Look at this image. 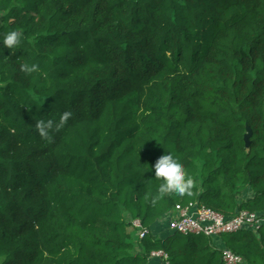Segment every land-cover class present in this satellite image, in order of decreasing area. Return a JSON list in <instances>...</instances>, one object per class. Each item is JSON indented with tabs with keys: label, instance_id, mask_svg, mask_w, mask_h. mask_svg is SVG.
<instances>
[{
	"label": "trees",
	"instance_id": "1",
	"mask_svg": "<svg viewBox=\"0 0 264 264\" xmlns=\"http://www.w3.org/2000/svg\"><path fill=\"white\" fill-rule=\"evenodd\" d=\"M0 19V264H264V229L161 224L194 202L264 215V0H0ZM166 154L190 195L159 196Z\"/></svg>",
	"mask_w": 264,
	"mask_h": 264
},
{
	"label": "built area",
	"instance_id": "2",
	"mask_svg": "<svg viewBox=\"0 0 264 264\" xmlns=\"http://www.w3.org/2000/svg\"><path fill=\"white\" fill-rule=\"evenodd\" d=\"M131 224L140 241L151 234L141 220H134ZM161 224L167 225L171 234L219 239L228 234L244 231L258 233L264 229V215L242 211L233 218L227 219L224 215L194 202L188 205H177L165 216ZM222 258L225 264H245L242 257L235 255L229 249L222 250ZM151 259H160L168 264V256L164 252H153Z\"/></svg>",
	"mask_w": 264,
	"mask_h": 264
},
{
	"label": "clouds",
	"instance_id": "3",
	"mask_svg": "<svg viewBox=\"0 0 264 264\" xmlns=\"http://www.w3.org/2000/svg\"><path fill=\"white\" fill-rule=\"evenodd\" d=\"M21 42V34L17 31H10L3 35L2 44L6 49L12 52L17 49ZM22 71L26 74H31L39 71V66L36 64L23 65ZM71 117L70 112H65L60 117L59 123L49 119L36 121L35 127L42 137H47L49 131L55 126L57 128ZM155 179L161 181L159 185V196L163 197L165 194L176 193L178 195L191 194L194 186V180L187 175L185 166L172 154L161 156L154 165Z\"/></svg>",
	"mask_w": 264,
	"mask_h": 264
},
{
	"label": "rangeland",
	"instance_id": "4",
	"mask_svg": "<svg viewBox=\"0 0 264 264\" xmlns=\"http://www.w3.org/2000/svg\"><path fill=\"white\" fill-rule=\"evenodd\" d=\"M0 21H1V19H0ZM263 233V232H262ZM235 236V235H239V236H243L244 235V232H241V233H237V234H228V235H225V236H222L221 237V241L224 243V244H227L228 245V243H230V239H231V237L232 236ZM218 245H220V244H218ZM217 244H216V246H218Z\"/></svg>",
	"mask_w": 264,
	"mask_h": 264
},
{
	"label": "water",
	"instance_id": "5",
	"mask_svg": "<svg viewBox=\"0 0 264 264\" xmlns=\"http://www.w3.org/2000/svg\"><path fill=\"white\" fill-rule=\"evenodd\" d=\"M252 138V131L251 129L248 127V134L245 136V141H246V145L249 148L250 147V140Z\"/></svg>",
	"mask_w": 264,
	"mask_h": 264
}]
</instances>
